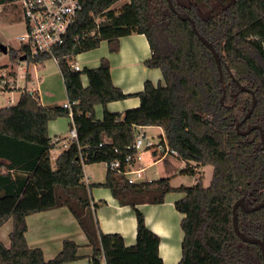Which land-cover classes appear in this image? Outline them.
I'll use <instances>...</instances> for the list:
<instances>
[{"label": "trees", "instance_id": "1", "mask_svg": "<svg viewBox=\"0 0 264 264\" xmlns=\"http://www.w3.org/2000/svg\"><path fill=\"white\" fill-rule=\"evenodd\" d=\"M14 1L0 0V5ZM80 1V14L63 44L36 58L25 46L19 52L35 64L57 60L73 103L78 140L52 164L49 123L70 117L69 111L62 106L47 108L36 93L27 91L17 104L0 109V228L13 221L10 246L0 240V264L80 260L81 246L73 241H65L50 261L43 250L27 243V217L61 207L72 213L85 233L92 249L90 264H101L102 256L107 264H164L160 237L147 227L137 205L161 204L171 192L184 194L175 203L184 215L179 264H264L260 247L243 242L233 222L234 205L242 198L248 208L264 202V144L260 130L251 131L254 126L264 131V0H171L176 13L168 0H129L118 11L113 6L122 0ZM179 16L192 18L200 34L213 43L222 57L221 70L191 22ZM132 34L147 37L152 57L145 65L160 69L163 83H145L134 95L140 98L139 108L111 113L109 103L130 96L113 84L108 60L81 72L70 64L78 55L98 49L102 41H108L115 53L118 40ZM231 73L254 96L242 91ZM83 75L89 81L86 88ZM98 105L104 107L102 119L96 116ZM138 126L164 130L170 150L187 164L183 173L194 175L197 168L211 166L213 177L209 187L201 177L192 187L172 188L169 178L130 184L107 170L105 182L97 185L110 189L120 205L136 213L137 240L126 246L121 235L101 231L83 165L123 160L132 152L128 147ZM237 216L244 235L264 240V208L252 213L239 208Z\"/></svg>", "mask_w": 264, "mask_h": 264}, {"label": "crops", "instance_id": "2", "mask_svg": "<svg viewBox=\"0 0 264 264\" xmlns=\"http://www.w3.org/2000/svg\"><path fill=\"white\" fill-rule=\"evenodd\" d=\"M125 1L129 2V0ZM116 45L118 51L113 53L109 42L102 41L98 49L93 50V52L89 51L91 54L88 55H86L87 52L78 55L74 62L84 70L98 68L102 59L106 58L108 60L111 66L113 84L130 97L109 103L107 109L111 113H124L127 110L139 108L140 98L134 95L142 92L145 83L148 81L154 85L163 83V75L160 69H150L145 65L151 59L152 51L144 34H132L120 38ZM21 69L24 71L23 68ZM6 70L9 75L10 73L16 75L15 71H9L8 68ZM26 77L29 80L32 79V73L28 69H26ZM11 78H7V81L11 84L9 90L14 88L13 84L15 83L13 77ZM19 78L21 77L19 76ZM82 84L84 88L88 87L89 81L86 75L82 76ZM25 91L30 92L28 89ZM31 93H36V91ZM36 94L39 96V93ZM39 98L41 100L40 96ZM95 111L97 118L102 119L104 107L98 105ZM67 118L70 130L72 119ZM52 122L50 121L49 130ZM149 128L162 129L161 127H147L146 130ZM55 148H61V145H57ZM185 163L172 153L165 155V151L161 150H143L136 157L133 168L136 170L144 169L145 181L171 178V187L180 188L181 183L173 182L177 179L180 170L186 165ZM191 164L196 165L194 162H191ZM92 165L96 164L87 165L84 171L88 177L86 184L91 187L90 196L93 213L101 231L105 234H119L123 237L126 246L134 245L137 240V219L134 209L130 206L120 205L110 189L97 185L105 182L107 172L102 176V179H98L96 172L89 171ZM204 169L205 167H202V170ZM203 184L205 185V177L203 178ZM182 198H184L183 193L171 192L165 196V200L161 204L146 202L137 205V208L145 216L147 227L160 237L159 254L164 264H179L182 259L184 232L181 223L184 215L175 208V203ZM27 224L26 239L29 247L43 250L46 261L54 259L62 251L64 242L69 240L81 246L79 254L82 258L65 264H90L89 258L92 249L88 246L86 235L77 220L66 207L30 215L27 217ZM12 231L13 221L11 219L0 228V240L7 247L10 246Z\"/></svg>", "mask_w": 264, "mask_h": 264}, {"label": "built area", "instance_id": "3", "mask_svg": "<svg viewBox=\"0 0 264 264\" xmlns=\"http://www.w3.org/2000/svg\"><path fill=\"white\" fill-rule=\"evenodd\" d=\"M13 5L18 7L21 19L26 25V33L20 37L19 40L21 41L22 46L26 47L28 51L27 54L31 58L52 53V50L55 47L63 44L65 36L77 21L81 11L80 0H15ZM22 56L23 55L18 56L19 62H23L20 60ZM54 60L57 62L56 59ZM25 61H27V59ZM70 65L75 71L81 72L83 70L75 62H72ZM23 69V74L20 75L21 78L26 77V69ZM7 78H9L7 70L0 67V100L2 98V93L8 91L11 86L10 82L7 81ZM38 100L41 102L39 96ZM8 102L9 105L7 107L13 105L12 99ZM62 107L69 111L70 118L72 119L69 137L65 139L57 138L56 141L53 140L52 143L54 144V148L50 151V155L57 145L63 146L65 150L69 147L71 142L78 140V131L73 120V103L68 101ZM146 128L147 127L144 126L137 127L135 141L128 147L132 152L126 154L123 160L117 159L115 161H106L102 163L107 170H111L119 176H123L130 184L151 182L144 180V169L136 170L133 168L134 161L141 151L161 150L165 151V155L168 153L176 154L168 147L165 133L164 135H160L162 141L157 144L153 140V137L148 135ZM114 151L120 153L116 148ZM81 158L82 160L84 159L82 154ZM86 166L87 165H83L84 169ZM87 181L88 177L84 171L85 184ZM101 264H107L105 256H102Z\"/></svg>", "mask_w": 264, "mask_h": 264}, {"label": "rangeland", "instance_id": "4", "mask_svg": "<svg viewBox=\"0 0 264 264\" xmlns=\"http://www.w3.org/2000/svg\"><path fill=\"white\" fill-rule=\"evenodd\" d=\"M126 3L122 0L113 6V9L118 11ZM26 25L21 19V14L18 7L13 4L0 5V47L5 46L8 52L5 54L0 48V67L3 69L8 68L9 71H15V73H10L8 79H12L15 82L14 88L12 90L4 91L2 93V98L0 100V109L5 108L9 105V100H13V105L17 104L21 98L22 92L28 89L30 92L36 91L41 97L42 103L47 108H54L57 106H63L67 103V93L65 90V85L59 70V67L55 60L49 59L42 63H32L28 61L19 62L17 57L20 55V50L23 47L20 37L25 35ZM93 52V51H91ZM91 54L87 52L86 55ZM85 56V55H84ZM23 67L28 69L32 73V79L26 78L22 79L19 76L23 73L20 68ZM12 68V69H11ZM29 77V76H28ZM51 123L49 130V136L52 140L56 141L57 138H67L69 137V122L67 117H59ZM50 124V123H49ZM164 130L159 128H149L146 130L150 137H153L155 143H160L162 138L160 135H164ZM64 147L55 148L51 153L52 164L55 159L62 153ZM186 164V163H185ZM194 166V164L192 165ZM187 167V164L179 172L177 179L173 183H181L186 187H192L200 178L205 177V187H209L212 182L213 168L211 166L202 168H197L196 174L183 173L182 171ZM89 171L96 172L97 178L102 179V176L106 174L107 169L102 163H97L89 168ZM172 175V174H171ZM171 181V178H170Z\"/></svg>", "mask_w": 264, "mask_h": 264}, {"label": "water", "instance_id": "5", "mask_svg": "<svg viewBox=\"0 0 264 264\" xmlns=\"http://www.w3.org/2000/svg\"><path fill=\"white\" fill-rule=\"evenodd\" d=\"M168 3L170 5V8L176 13V9H175L174 5L172 4V1L168 0ZM179 17H180V19H182L184 21L191 22L195 34L197 35L199 40L211 51V53L213 54L218 66H219V69L221 70L222 67H223L222 57H221L220 53L216 50V48L213 45V43L208 41L204 36H202L200 34V32L197 30L195 22H194V20L192 18H190V17L184 18L182 16H179ZM0 48L5 54L8 52L7 47L1 46ZM26 59H27V56H22L20 58L21 61H25ZM231 76H232L234 82L241 88L242 91L250 93V94H252L254 96V92L252 90H250L246 86L241 85L240 82L238 80H236V78L234 77V75L232 73H231ZM256 104H257V99H256V97H254V107L256 106ZM251 115H252V111L245 117L244 121L249 119ZM240 126H241V124H238L237 129H239ZM254 130H260V133H261V136H262V142L264 144V131L262 130V128L259 127V126H254L251 131H254ZM242 135H247V133H243ZM239 208H241L246 213H252V212L259 211V210L263 209L264 208V202L259 204V205H257V206H255V207H253V208H248L246 206V204H245V198H242L241 200H239L234 205V208H233V214H234L233 222H234L235 233L237 234V236L239 238H241V240L243 242L249 243V244H253V245H258L260 247V249H261L262 256H263V261H264V240L258 239V238H249V237H247L246 235H244L240 231L239 224H238V216H237V210Z\"/></svg>", "mask_w": 264, "mask_h": 264}]
</instances>
